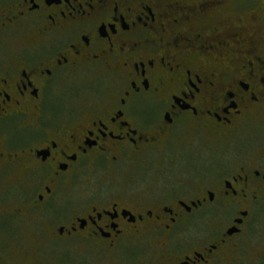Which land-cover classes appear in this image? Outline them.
<instances>
[{
    "label": "flooded vegetation",
    "instance_id": "obj_1",
    "mask_svg": "<svg viewBox=\"0 0 264 264\" xmlns=\"http://www.w3.org/2000/svg\"><path fill=\"white\" fill-rule=\"evenodd\" d=\"M225 3L0 0V220L118 264H264V31Z\"/></svg>",
    "mask_w": 264,
    "mask_h": 264
},
{
    "label": "rangeland",
    "instance_id": "obj_2",
    "mask_svg": "<svg viewBox=\"0 0 264 264\" xmlns=\"http://www.w3.org/2000/svg\"><path fill=\"white\" fill-rule=\"evenodd\" d=\"M242 1L225 0L226 7L220 11L223 17L231 23L242 18L244 29L253 26L263 32L264 22L257 18V9H264V0H244L251 6L236 10L233 4ZM75 245L76 240L52 239L37 220H0V264H118L106 253L81 250Z\"/></svg>",
    "mask_w": 264,
    "mask_h": 264
}]
</instances>
